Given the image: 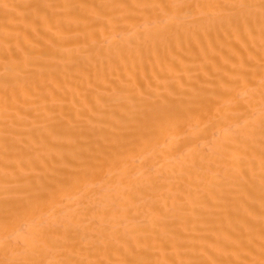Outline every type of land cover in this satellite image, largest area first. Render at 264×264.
Returning a JSON list of instances; mask_svg holds the SVG:
<instances>
[{
    "label": "bare ground",
    "instance_id": "bare-ground-1",
    "mask_svg": "<svg viewBox=\"0 0 264 264\" xmlns=\"http://www.w3.org/2000/svg\"><path fill=\"white\" fill-rule=\"evenodd\" d=\"M0 264H264V0H0Z\"/></svg>",
    "mask_w": 264,
    "mask_h": 264
}]
</instances>
